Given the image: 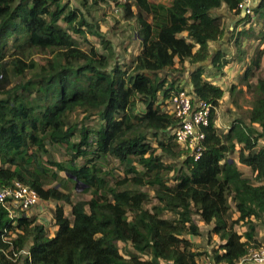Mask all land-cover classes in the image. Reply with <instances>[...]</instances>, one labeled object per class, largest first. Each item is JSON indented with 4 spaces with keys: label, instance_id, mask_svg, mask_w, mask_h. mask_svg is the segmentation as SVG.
Returning <instances> with one entry per match:
<instances>
[{
    "label": "trees",
    "instance_id": "trees-1",
    "mask_svg": "<svg viewBox=\"0 0 264 264\" xmlns=\"http://www.w3.org/2000/svg\"><path fill=\"white\" fill-rule=\"evenodd\" d=\"M84 2L91 7L117 3L125 19L135 21L142 48L130 66L117 61L99 25L64 0H0V189L21 182L42 201L69 205L72 215L56 206L54 237L35 218L20 217L11 228L19 231L13 248L32 245L30 258L14 263L4 254L9 244L2 233L9 217L0 206V263L204 264L187 238L201 234L193 219L198 215L213 224L211 234L222 243L206 258L238 264L251 246H261L254 237L264 226V146L257 148L264 142V75L251 82L262 66L264 47L256 48L242 78L253 96L249 126L236 123L224 135L215 124L224 90L204 78L206 66L189 73L190 93L213 105L198 159L175 141L172 132L179 123L163 104L184 89L179 84L185 63H206L211 43L224 37L222 18L213 10L226 5L239 16L243 0ZM254 12L264 19V0ZM73 35L83 38L87 49ZM257 39L264 43V32ZM224 56L220 50L214 54L213 75H222L229 64ZM78 111L99 123L70 124ZM237 146L238 161L250 168L254 182L228 157ZM52 147L64 148L71 158L57 162ZM107 157L123 167L114 183L103 171ZM171 180L175 183L169 185ZM70 184L84 186L90 199L74 202ZM138 187L153 192L158 204L151 210L145 207L151 193ZM238 225L246 226L245 233L236 230Z\"/></svg>",
    "mask_w": 264,
    "mask_h": 264
},
{
    "label": "rangeland",
    "instance_id": "rangeland-1",
    "mask_svg": "<svg viewBox=\"0 0 264 264\" xmlns=\"http://www.w3.org/2000/svg\"><path fill=\"white\" fill-rule=\"evenodd\" d=\"M65 2L70 4V9H78L81 13H84L88 20L94 24H98L101 33L111 42L112 48L116 53V59L119 61L121 65L130 66L133 62V59L136 57L138 52L140 51L141 41L136 36L137 25L134 20H126L123 14V10L121 5L117 3H105L99 4L97 6H90V2L87 3V6H84V0H64ZM126 0H122L124 3ZM133 1V0H127ZM158 2H163L168 4L169 0H156ZM260 0H248L246 10L241 13L239 16H235L231 13L226 5H223L221 8L213 10L214 15H218L222 18V23L225 27V35L219 41L221 43L218 46L219 42L213 43L211 46V55L216 54L219 50L224 53V57L229 64L227 66L230 67L228 69L229 72L234 70V76H229V80H225L226 83L223 85L225 87L226 96L224 94L223 99L220 102L219 107L216 110V127L218 129V133L220 135L226 134L230 127H232L236 123H243L244 125L249 126V109L251 103L253 101V96L248 91L246 86L242 85V78L246 67L249 65V61L253 56L257 47H264V43L259 42L257 38L259 37L260 33L264 32V19H261L257 14H255L254 9L258 5ZM86 4V3H85ZM121 4V3H120ZM244 8V7H243ZM243 10V9H242ZM233 17H232V16ZM247 18V19H246ZM246 19L245 21H243ZM246 31H249L250 34H246ZM241 37L239 40H236L239 35ZM74 39L78 40L81 47L83 49H87V46L84 44L83 38L79 37L78 35H73ZM94 41L95 46L101 51L105 52L103 48L99 45L98 39L92 38ZM238 41V42H237ZM212 57V56H211ZM210 60V59H209ZM209 60L206 62L209 63ZM35 61L39 63L44 61V58L40 56L35 57ZM208 70L205 71L204 78L207 79L209 77L214 78L223 77L222 75H213L211 63L208 65ZM185 69H187L184 79L181 80L182 82L179 84L184 89H190L188 86L189 80V73L192 71L194 67H190L189 63L185 64ZM226 68V67H225ZM256 76L251 79L252 83H256L259 77L264 75V58L262 61V66L260 70L256 72ZM224 78H227L224 76ZM20 80L16 79L18 83ZM14 85V82L12 86ZM236 85V89L234 94L230 93V88ZM231 86V87H230ZM224 91V92H225ZM163 106H165L163 104ZM69 123H78L80 126H88V127H96V124L99 123V120L95 117H90L89 119L85 118V114L81 111L75 112L70 116ZM257 130H259L258 126H255ZM155 145V144H154ZM156 146V145H155ZM264 142L261 140L257 144V148L263 147ZM187 153H190L184 146H181ZM238 149L235 152H232L228 155L231 161H235L237 167L243 172L244 176L251 179L254 182V174L250 170L249 167L244 166L239 163L238 161ZM51 156L57 162H67L71 156L70 154L64 149L59 147H52L51 148ZM167 163H170L171 160H167ZM78 163L82 164L83 160L78 159ZM103 171L109 173L107 179L114 183L115 179L119 176L123 175V167L119 164L117 160L111 159L107 157L103 161ZM172 174V173H171ZM61 177H65L64 173H60ZM175 183L173 180L169 181V185ZM55 186L59 187L58 183L55 182ZM53 185V186H54ZM72 188V200L74 202L77 201H85L90 199V194L84 191L85 187L80 186L75 188L74 185L70 184ZM137 189L141 191H148L152 195V200L150 203L146 204L145 207L147 209H152L153 205H157L158 202L154 198V194L150 191L147 187H138ZM45 205L46 207H40L39 212L36 213L37 220H41L45 215L52 214L54 208L58 205H62L65 210V215L72 219L71 215V207L69 205L63 204L62 202H54ZM232 211L231 217L233 219L237 218V213L234 210V204L231 202ZM54 207V208H53ZM166 218H172L171 213H165L163 215ZM194 221L201 226L200 231L201 234L196 236L195 238V250L198 253H202L200 257L201 262H206L208 259L207 256L210 255L213 249L218 248L221 243L219 237L211 234L212 225H206L204 222L201 221L198 215L193 216ZM46 222V221H44ZM49 231L53 228V225L50 226ZM263 230L264 226L259 225L257 230ZM236 230L242 234L245 233L247 230L246 226L238 225ZM119 247L124 254V244L120 243ZM254 249L252 246L249 250Z\"/></svg>",
    "mask_w": 264,
    "mask_h": 264
},
{
    "label": "built area",
    "instance_id": "built-area-1",
    "mask_svg": "<svg viewBox=\"0 0 264 264\" xmlns=\"http://www.w3.org/2000/svg\"><path fill=\"white\" fill-rule=\"evenodd\" d=\"M248 0H243L242 9L246 10ZM244 7V8H243ZM190 89H182L172 92L165 101L164 110L173 115L178 121V127L173 130L175 141L190 151L194 159H198L203 150L205 134L203 127L208 126L213 105L201 100L190 93ZM42 200L38 193L16 181L11 187L0 189V206L6 208L9 217V226H6L2 233V239L9 244V249L4 251L6 257L14 263L22 262L24 258H30L28 248H13V240L17 238V230L11 228L17 226V220L36 208ZM249 250L248 254L238 264H264V246ZM206 264H217L213 260Z\"/></svg>",
    "mask_w": 264,
    "mask_h": 264
},
{
    "label": "crops",
    "instance_id": "crops-1",
    "mask_svg": "<svg viewBox=\"0 0 264 264\" xmlns=\"http://www.w3.org/2000/svg\"><path fill=\"white\" fill-rule=\"evenodd\" d=\"M218 16V15H217ZM232 16V15H231ZM233 17V16H232ZM93 40V39H92ZM221 42V41H220ZM211 46H212V43H211ZM141 50V49H140ZM139 53V52H138ZM137 56V55H136ZM186 65H187V63H185ZM231 64H229V66H230ZM229 66H226V68L223 70V77H215L214 76V78L212 79V77H209V78H207L206 80H208V81H210V82H212L214 85H217V86H220L224 91H225V87L223 86L225 83H226V81L225 80H229V76H231V73H232V76H234V70H232L231 72H229L228 71V69H230V67ZM206 67H209L208 65H206ZM245 72V71H244ZM224 76L225 77H227V78H224ZM190 80V79H189ZM188 83V86H189V88L191 89V84H190V81H188L187 82ZM231 87V86H230ZM225 96H226V91H225ZM49 203H52L51 201H42L36 208H33V209H31L29 212H28V214H27V217L28 218H35L36 219V221H37V224H39V225H43L44 226V228H45V231H46V233H47V235L49 236V237H54V235H55V233L57 232V230H58V226L56 225V223H55V219H54V210L56 209V208H54V210H53V212H52V214H50V215H48V217H47V215H45L41 220H37V218H36V213H38L39 212V208L40 207H46L45 205H47V204H49ZM44 221H46V222H44ZM50 222H51V225H53V228H51V230L49 231V227L48 226H50ZM212 226H213V224H211ZM198 226L200 227L201 225L200 224H198ZM192 243H194L195 244V238H196V236H192V235H190V236H188L187 237ZM258 242H259V244L261 245V246H264V231L263 230H257L256 231V234H255V237H254ZM32 245V243H29L28 244V246H26V248H29L30 249V246ZM207 261H209V260H207ZM207 261L204 263V264H206L207 263Z\"/></svg>",
    "mask_w": 264,
    "mask_h": 264
},
{
    "label": "water",
    "instance_id": "water-1",
    "mask_svg": "<svg viewBox=\"0 0 264 264\" xmlns=\"http://www.w3.org/2000/svg\"><path fill=\"white\" fill-rule=\"evenodd\" d=\"M220 45H221V43L219 42V43H218V46H220ZM213 56H214V55H212V57L210 58L209 63H211ZM209 63H208V64H207V63L197 64V65L194 66V69H196V68H198V67H201V66L209 65ZM191 90H192V85H191ZM0 264H1V263H0Z\"/></svg>",
    "mask_w": 264,
    "mask_h": 264
}]
</instances>
